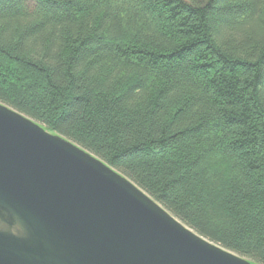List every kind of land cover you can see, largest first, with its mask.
<instances>
[{
	"label": "trees",
	"instance_id": "16d2710c",
	"mask_svg": "<svg viewBox=\"0 0 264 264\" xmlns=\"http://www.w3.org/2000/svg\"><path fill=\"white\" fill-rule=\"evenodd\" d=\"M0 103L264 264V0H0Z\"/></svg>",
	"mask_w": 264,
	"mask_h": 264
},
{
	"label": "water",
	"instance_id": "95a60500",
	"mask_svg": "<svg viewBox=\"0 0 264 264\" xmlns=\"http://www.w3.org/2000/svg\"><path fill=\"white\" fill-rule=\"evenodd\" d=\"M0 264H255L0 103Z\"/></svg>",
	"mask_w": 264,
	"mask_h": 264
}]
</instances>
